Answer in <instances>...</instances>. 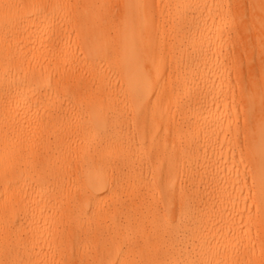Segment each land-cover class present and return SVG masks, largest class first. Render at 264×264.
Here are the masks:
<instances>
[{"label":"bare ground","instance_id":"6f19581e","mask_svg":"<svg viewBox=\"0 0 264 264\" xmlns=\"http://www.w3.org/2000/svg\"><path fill=\"white\" fill-rule=\"evenodd\" d=\"M117 2L0 0V264H264V0Z\"/></svg>","mask_w":264,"mask_h":264},{"label":"rangeland","instance_id":"374dc122","mask_svg":"<svg viewBox=\"0 0 264 264\" xmlns=\"http://www.w3.org/2000/svg\"><path fill=\"white\" fill-rule=\"evenodd\" d=\"M117 1L118 0H114V3L115 4L118 3ZM250 1L251 0H227V3L231 6H238V7L244 6V8H245V6L248 7V4ZM76 8L80 9V6L77 5L74 7V9H76ZM115 9H118V7L116 5H115ZM261 9H260L259 13H262L264 11V5L261 6ZM227 19L230 20L231 22H233V26H234L233 29L234 30L233 29H231V30L234 31V33L235 32L237 33V38H231L227 42L230 49H235L240 54V56H238L237 60H236L237 61L236 62L237 69H239L241 71L240 74L243 76L245 81L247 80V81H249V83H250V80L251 81L255 80L256 82H259L262 71H260L259 68L258 69L257 68L251 69L250 66L248 67L247 57L249 55H252L254 60L261 59L263 61V59H264V51L262 53L260 52L261 47L258 44L259 43L258 40L263 38L261 36H262V34H264V21L262 20L261 17H255V16L253 17V14H251L248 9L245 11L244 14H241L240 16H235V17L227 16ZM149 29L155 30L156 35L159 36L161 43H163L164 45L167 46L168 43L171 42V38L168 36L169 30H171V25H170L169 21H167L164 18L163 14L160 11H157V13L155 15L154 27H150ZM238 30H240V31H238ZM109 34L113 35L114 34L113 30L110 29ZM246 34H247V36H246ZM238 35L240 36V38ZM245 38H246V40H245ZM239 43H240V45H239ZM248 93H250V87H249V85H246V88H244L242 94L244 95V98H246L247 100H250L251 98H253V94H248ZM119 97L121 98V100L124 99V91L123 90L120 91ZM230 106L232 107L233 105L230 103ZM122 109L124 111L126 110V108H122ZM126 112H127L128 117L125 120H130L132 113L130 110H127ZM235 113H236L235 116L231 115L230 119L236 120V124L238 126H240L241 130L244 129V127H243L244 126V123H243L244 120H250V123H253V120H258V117L248 119L245 115V113H246L245 110L241 106L240 107L238 106V108H236ZM243 134H245V131L241 133V137H240L239 141L245 142V140L243 139V136H242ZM171 195L175 196V194H173V193ZM126 211H127V209H123L122 213L120 214L119 220H120V223L122 225L125 224V215L123 213H125ZM107 223H109V221H107ZM110 233H112V232H109V231L106 232L107 236ZM254 243H255L256 251L253 253L255 254L256 259H258V261L260 263L261 258H262L261 239L257 238ZM258 248H259V250H258Z\"/></svg>","mask_w":264,"mask_h":264}]
</instances>
